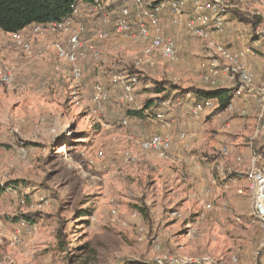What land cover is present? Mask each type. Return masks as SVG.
I'll use <instances>...</instances> for the list:
<instances>
[{
  "label": "rangeland",
  "instance_id": "374dc122",
  "mask_svg": "<svg viewBox=\"0 0 264 264\" xmlns=\"http://www.w3.org/2000/svg\"><path fill=\"white\" fill-rule=\"evenodd\" d=\"M222 2L228 48L249 49L263 74L264 0L248 7L245 0ZM108 6L106 16L78 6L72 17L86 31L79 82L52 47L64 36L27 31L31 53L25 54L11 35L0 32V68L11 72L15 83L12 89L0 84V186L16 185L0 195V264H159L176 256L226 262L235 256L241 264H259L264 227L252 221L246 172L253 154L260 155L264 170V113L259 119L252 96L233 95L234 112L191 116L206 145L198 161L208 170L206 177L215 179L201 194L193 183L159 174L158 157L139 147L156 134L151 117L159 108L146 110L145 119L128 112H139L148 101L155 107L173 86L163 109L170 114L173 106L180 108L173 112L181 116L176 130L182 125L188 138L194 127L184 123L193 105L192 96L185 95L216 84L202 81V45L187 41L183 28L176 34L178 44L183 40L186 45L181 41L176 61L156 56L153 65L136 69L143 59L141 47L115 33L120 6ZM229 10L258 16L260 24L252 30ZM171 19L167 9L159 15L164 35ZM99 31L109 37L93 40ZM89 46L101 58L94 61ZM135 73L138 84L129 94L113 83L115 77ZM155 83L164 91L155 93ZM95 86L104 90L105 102H92ZM220 136L230 141H218Z\"/></svg>",
  "mask_w": 264,
  "mask_h": 264
},
{
  "label": "built area",
  "instance_id": "2783aa9c",
  "mask_svg": "<svg viewBox=\"0 0 264 264\" xmlns=\"http://www.w3.org/2000/svg\"><path fill=\"white\" fill-rule=\"evenodd\" d=\"M127 5L118 9L114 26L115 33L122 39L137 44L141 47L142 60L136 64V69L142 65H153L154 57L159 56L168 62L176 61L178 48L176 41L171 36L164 35L159 27V15L164 9L170 13L171 25L181 27L190 38L202 45V52L205 55V62L201 64V79L207 84H216L217 88H229L235 96H252L259 109V119L264 113V84L257 85L253 71L250 69L247 59L250 56L249 49L232 51L219 41V37L226 33L225 28V5L222 0H124ZM246 6L253 0H245ZM109 2L94 0L89 7L90 12L106 16L110 10ZM188 8L191 10L188 11ZM77 8L74 11L76 14ZM111 11V10H110ZM189 12V13H188ZM135 22V23H134ZM23 31L12 34L14 44L25 53H31V46L28 42L27 33ZM30 34L41 35L49 31L52 34L64 36L52 47L59 60L65 62L69 67L71 78L74 82L81 79V68L79 59L86 58L85 45L82 36L86 33L82 25L76 24L73 18L61 23L34 25L28 28ZM109 37L107 32L99 31L93 34L95 41H104ZM93 60L101 58L100 53L92 50ZM138 74H129L125 79L122 76L115 77L113 83L118 84L125 94H129L133 87L138 84ZM0 84L7 89L14 87V75L0 68ZM92 102L100 104L106 101V95L101 86H95ZM186 97H190L186 94ZM126 100L132 103V97L127 96ZM167 102L161 101V107L167 106ZM218 109L216 100L196 101L190 109V115L197 117L203 112H213ZM235 111L230 102L223 112L232 113ZM244 115L245 111H237ZM96 113V112H94ZM154 122L162 128L169 130L171 123L165 119L162 112L157 111L151 117ZM257 136V133H255ZM187 138L185 132L177 136L179 142L184 143ZM132 140V138H129ZM171 136L155 134L147 140L139 143V147L146 153H153L159 159L169 160L172 150ZM135 162L134 158H130ZM261 163L260 155L253 154L250 159L246 179L249 182V190L252 199V221L261 228L264 227V170L259 168ZM159 264H241L237 257H231L229 261H215L209 257L194 258L189 256L169 257ZM264 264V249L261 253L260 263Z\"/></svg>",
  "mask_w": 264,
  "mask_h": 264
},
{
  "label": "trees",
  "instance_id": "16d2710c",
  "mask_svg": "<svg viewBox=\"0 0 264 264\" xmlns=\"http://www.w3.org/2000/svg\"><path fill=\"white\" fill-rule=\"evenodd\" d=\"M100 1L109 2L110 6H116V3L118 6L127 5V2L124 0ZM93 3L94 0H0V32L12 35L23 31L30 25L61 23L73 17L78 4H86L87 7H90ZM229 12L231 16L239 22L249 25L252 30H255L260 24L261 18L258 16L251 17L247 14H241L236 10H229ZM156 85L158 88H156L155 93L158 94L164 91L163 88H161V84ZM173 89L174 87L171 86V88L164 93L165 98L161 101L167 99ZM188 94L198 101L216 100L218 102L217 112L223 111L233 98L232 90L229 88L207 90L191 89ZM151 108L154 107L151 106V101H148L144 109L139 112L129 111L128 115L145 119V117H147L145 114L146 110ZM14 184L15 182H10L9 184L0 186V195L5 192L8 187L14 189L16 187ZM11 185L14 186L12 187ZM58 245H60V247L62 246L61 239Z\"/></svg>",
  "mask_w": 264,
  "mask_h": 264
},
{
  "label": "crops",
  "instance_id": "0c3cea01",
  "mask_svg": "<svg viewBox=\"0 0 264 264\" xmlns=\"http://www.w3.org/2000/svg\"><path fill=\"white\" fill-rule=\"evenodd\" d=\"M78 6H83V7L86 6L87 7L86 4H78ZM78 6H77V8H78ZM190 10L191 9L188 8V11H190ZM227 16L228 15L225 16V28L228 27V22H226V17ZM85 17H87V16L85 15ZM31 26H34V25H30V26L26 27L25 28L26 29L25 31L27 32L28 31V28L31 27ZM246 26H249V25H246ZM180 30H182L181 27L171 26V29L169 31H166V34L169 33L170 36L175 39L176 45H177V48H178L179 51L182 49V48H180V47H182V44H180L181 41L184 44L186 43V42H183V40H181L180 43L178 44V39L177 38H179V36L176 34V32L177 31H180ZM225 35L226 34L220 36L218 39L226 47H229V44L230 43H226V41L224 40V36ZM186 40L187 41H196V40H194V39H192L190 37L188 39H186ZM204 58H205V56H204ZM253 61H254L253 58H250V56H249L248 59H247V62H248V65H249L250 69L254 73L255 82L257 84H263L261 82V77L264 74V72L262 74L257 69L256 61H254V62ZM196 101H198V100L191 98V104L192 105ZM159 103L160 102H158V104H156V106L154 108L155 109L159 108V109H157V111H160L163 114H166L167 113L166 116L171 119V121H172L171 122L172 123L171 125L172 126H171V129L166 130V129L162 128L159 123L155 122V124H157V132H156V134H161V135L168 134V135H170L171 136V139H172V142L174 143V145L172 146V150H171V152L169 154V160L165 161V160H162V159H159V158L157 159L156 165H157L158 173L161 174V175H164L168 179L178 180V181L179 180L185 181V182L189 183V185L193 183V184H195L194 189H193V190H195V193H198V194L200 193L201 194L203 188L208 185V181H210L212 183V182H215V179L213 178L212 175L209 176V179L206 177L208 170L204 167L203 163H200L198 161L199 158H201V156H202L201 153H203L205 151V149H203V148H205V146H206L205 143H204V141H203L204 138H202L200 135H198V134L201 133V128L199 129V123H196V121L193 120V118L191 117L190 112L188 110V112H189L188 113L189 118H191L192 120L191 119L190 120L189 119H186L187 121H185V123L184 122H182V123L187 124V126H188L187 129H190L191 127H194L193 128L194 129L193 130L194 133L193 134L191 133V136L194 135V137H191L190 136V137L186 138V140H185L184 143L179 142L178 139H177L178 134L180 132H185V133L187 132L184 129L185 127H182V125H179L180 128L178 129V131L176 130L177 129L176 127L178 125H176L175 122L178 121V119L181 118V116L178 117V115H176L175 113L177 111H179L180 108H178V106H177V108L176 107L174 108V106H173V109L176 112L173 113L174 110H169L170 111V114H169L167 112V110H164L163 107H161L159 105ZM191 107L192 106H190V108ZM206 112H203L201 114V116L202 115H209L211 113V112H207V113ZM216 112H217V110H216ZM179 123H180V120H179ZM218 137H219V135H218ZM220 137H222V138H216V139H218V141L221 140V139H224V140L226 139V141H230L229 140L230 138H223L224 136H220ZM207 142H209V141H207ZM217 147H219V143L218 142H215L214 149H216ZM210 170H212V168ZM221 179H222L221 180V182H222L223 181V177L222 176H221ZM218 183H220V181Z\"/></svg>",
  "mask_w": 264,
  "mask_h": 264
}]
</instances>
